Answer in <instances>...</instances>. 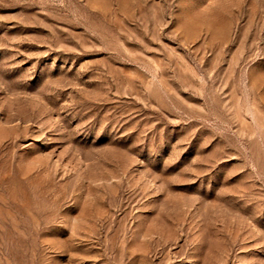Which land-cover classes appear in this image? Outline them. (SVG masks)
<instances>
[{"label":"rangeland","instance_id":"1","mask_svg":"<svg viewBox=\"0 0 264 264\" xmlns=\"http://www.w3.org/2000/svg\"><path fill=\"white\" fill-rule=\"evenodd\" d=\"M0 264H264V0H0Z\"/></svg>","mask_w":264,"mask_h":264}]
</instances>
